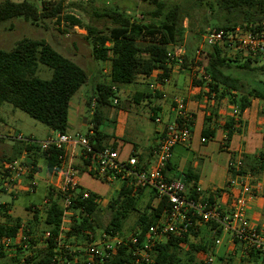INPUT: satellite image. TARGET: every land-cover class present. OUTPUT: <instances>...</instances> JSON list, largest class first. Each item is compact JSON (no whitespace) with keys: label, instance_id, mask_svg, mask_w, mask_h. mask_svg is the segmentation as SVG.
<instances>
[{"label":"trees","instance_id":"1","mask_svg":"<svg viewBox=\"0 0 264 264\" xmlns=\"http://www.w3.org/2000/svg\"><path fill=\"white\" fill-rule=\"evenodd\" d=\"M136 1L151 6L145 14L149 23L144 24L132 19L118 8H107L95 14L97 18H103L109 24L104 30L93 25L82 26L78 19L69 15L64 17L72 27L85 31L93 59L103 63L109 62L110 84L91 83V74L57 53L44 40L22 39L16 42L11 50H0V106L7 103L49 130L65 134L68 130L70 101L83 88L89 86L90 92L85 106L88 111L92 106L89 122L92 127L90 133L87 132L85 136L95 152L104 148L107 137L99 128L104 111L111 107V100L115 96L116 90L114 91L113 87L133 84L138 77H148L154 71L161 72L157 76L161 86L168 77V66L175 63L168 62V53L173 47L182 46L184 41L181 25L183 16L177 4L168 6L169 0ZM193 4L198 11H210V20L217 30L227 32L237 27H250L252 31L264 29V0H193ZM62 13L60 2H46L43 9H38L34 3L28 1L14 3L6 0L0 3V23L21 18L34 25L43 20H59ZM186 16L189 17L188 14ZM207 23L203 17V24L199 28L201 33ZM181 60L180 71L195 72L192 86L198 90L196 98H204L206 104L212 105L204 117L201 139L208 141L213 137L210 124H215L219 112H225L227 109L230 110L231 116L227 117L222 125L226 140L233 133H239L240 114L250 107L251 100H264V90L252 86L253 80H256L257 84L264 87V80L259 79V76H264V60L241 54L227 57L224 48L220 46L199 50L197 55L185 51ZM38 64L51 70L48 80L36 76ZM159 96L158 90L153 93H141L134 101L139 103L143 99ZM156 112H151V122H154ZM24 149L23 145L14 148L17 155ZM28 150L33 152L36 148ZM58 155L64 156L65 160L64 152L51 149L48 153H43L49 170L56 164ZM82 160L84 170L92 175L94 155H82ZM3 161L5 159H1L0 163ZM246 168L248 167L245 165V158L241 156V173H247ZM255 168L253 167L252 172ZM75 170L79 171L76 168ZM181 176L184 184L190 185L188 197L193 198L196 195V174L186 171ZM133 184L132 177L126 179L119 186L115 197L108 202L110 219L104 232L109 236H122L123 222L135 212L138 216L131 234L136 237L137 242L131 244L123 238L124 243L116 249L109 264H145L142 261L135 262L132 255L134 248L143 244L149 228L157 223L164 212L170 210L165 198L157 201L155 207L152 206L153 200H157L154 192L150 193L149 199L139 210V203L147 189L134 187ZM97 199L92 193L83 199L81 189L79 190L69 208V224L64 232V242L71 241V245H81L95 238L92 234L96 226L94 218L99 211ZM0 209L7 213L6 209ZM3 218L4 222H0V238L14 236L20 229L21 221L6 214ZM61 218V208L56 202H52L41 217L37 212L32 214L31 219L27 220L30 233L24 230L22 233L31 234V230H34L31 225L41 223L56 237ZM198 233L199 231H190L183 239L168 237L158 242L153 248L154 264H196V256L204 251V247L190 241V236L195 238ZM26 243L25 249L20 247L8 254L0 253V260L8 259L10 264H51L55 255L52 240L42 247H37L38 241L33 237ZM242 262L264 264V254L252 251L248 260ZM197 264H200V261Z\"/></svg>","mask_w":264,"mask_h":264},{"label":"built area","instance_id":"2","mask_svg":"<svg viewBox=\"0 0 264 264\" xmlns=\"http://www.w3.org/2000/svg\"><path fill=\"white\" fill-rule=\"evenodd\" d=\"M202 42L205 47L220 46L228 53L244 54L248 57H260L264 60V29L252 31L250 27H237L224 32L215 28H207L204 31ZM183 46L173 47L168 53V62L175 61L170 69H179L181 57L184 55ZM198 51H196V55ZM228 56V55H227ZM102 74L108 78L110 84V69H105ZM161 74L154 71L150 76L144 77L150 92L159 90L157 76ZM115 91L116 88L113 87ZM117 102L114 100L113 104ZM93 104V103H92ZM172 117L169 121L162 122L156 117L154 122L161 125L159 139L153 152V161L148 168H139L134 155L128 157L125 163L119 160L118 151L107 146L95 152L85 135L57 134L55 137H47L43 141H34L10 130L5 136L22 144L25 149L15 158L0 163V194L15 198L20 193L32 194L37 188L36 172L38 167L31 158L29 148L34 151L48 153L51 149L64 152L65 147H75L81 150V155H94L92 165V178L102 183L116 187L126 179H134V187L149 189L156 194L157 201L165 198L170 210L164 212L157 223L150 227L145 241L139 247H135L132 253L135 262L154 264L152 254L155 245L168 238L183 239L190 231L197 232L199 225L207 226L208 243L204 245V251L200 253V264H212L214 255L218 253L224 235H229L232 245H238L241 249V258H248L250 252L264 254V228H256L247 218L251 208L257 186L249 173H241V156L232 157L228 164V180L225 186L232 197L230 210L224 213L219 206L210 200L209 196H203L196 192L193 198H189L186 188L181 181L170 180L165 177L164 171L173 157L176 146L186 145L190 140V128L192 117L184 108L183 100L175 99L171 107ZM201 142H206L201 139ZM65 153V152H64ZM54 174H60V183L51 185L48 189V197L42 202V212L52 202H56L62 210L61 224L56 237L49 230H31V234H24V230L30 233L26 223L20 224V229L12 237L0 238V253H9L16 248L27 247L26 241L33 237L38 244L44 246L52 240L55 245V255L51 264H109L115 256L116 249L124 243L123 238L115 234L109 236L103 234L98 239L91 238L89 243L71 245L64 242V233L67 230L65 216L69 215L72 201L78 194L80 187L78 174L71 163L64 160V156L58 155L57 162L53 166ZM55 176V175H54ZM116 191V193L118 192ZM216 192V191H215ZM90 192L81 190V196L86 199ZM99 208L103 203L96 200ZM219 231V232H218ZM131 244H136L137 239L133 235L126 238ZM37 244V247L39 246Z\"/></svg>","mask_w":264,"mask_h":264},{"label":"crops","instance_id":"3","mask_svg":"<svg viewBox=\"0 0 264 264\" xmlns=\"http://www.w3.org/2000/svg\"><path fill=\"white\" fill-rule=\"evenodd\" d=\"M104 64L109 68V62H104ZM91 72V83H95L96 79L99 77V72L96 71L94 74L93 71ZM104 84L107 83L105 82ZM117 91L118 92L115 95V101L117 103L111 105V107L123 112L133 111L136 117L147 118L150 122V116L153 110L157 111L155 118L160 117L163 123L169 121L172 117L170 104H172V101L176 98L181 97L185 110L192 117V125L190 128L191 136L186 145L176 146L174 148L173 157L164 172L165 177L170 180L181 181L184 184L181 176L183 173L189 171L196 174V192L203 196H209L219 208L224 212H228L232 204V197L230 193L225 190L228 180V164L232 157H244L245 165L248 167L246 168V171L252 176L254 184L257 186L256 196L251 208L248 210L247 218L249 223L254 227L258 229L264 228V100H251L250 107L244 110L239 116L241 122L239 133H233L228 140H226L222 125L226 118L231 116V113L229 109L225 110V112H219L220 115L215 120V124H210V128L213 130V137L202 143L201 131L203 129L204 117L207 115L208 109L212 107V105L210 103L206 104L204 98H201L200 100L196 98L198 90L192 86V77L186 75L185 72L180 71V69L169 68L168 77L163 81V84L158 90L160 92L158 98L143 99L139 103L134 101V99L139 97L141 93L150 92L143 77H138L133 84L118 86ZM89 92L90 87H85V89L83 88L82 91L71 99L68 110L67 133L82 134L78 130L79 125L86 126L87 132L90 131L92 126L89 122L92 114V106L89 111L87 110V112H89L88 116L82 111V106H85V100ZM126 92L132 93V100L134 103L132 106L125 102ZM118 102L119 105H117ZM151 123L153 127L149 130H143L140 126H135L134 142L115 139L112 136L103 133L100 129L99 131L107 137L104 141V146H109L118 151L120 161L125 163L128 157L134 155L138 161L137 166L139 168H148L153 161V152L156 148L162 127V124L157 125L155 122ZM10 130L25 138L39 141L32 136L28 137L18 130L10 128L0 119V159H12L19 156L22 152L21 151L17 155L14 150L15 147L19 145L22 146V144L5 136ZM57 134L58 133L48 129L45 138L55 137ZM6 139L12 140V145L7 151V156L3 154L4 151L1 149V146L4 145V140ZM74 148L75 147H65V162L74 164V166L77 167L76 169L88 174L87 170H84L81 150L78 153ZM219 152H221L223 158L218 160L220 155L216 156L215 154ZM182 155H192L195 157L194 159L196 161L192 158L193 161L188 166H185L184 162H176V159H181ZM31 158L34 160V164L38 167L35 175L38 185L35 192L32 194L20 193L15 198L9 197V202L0 203V208L6 209L7 214L10 215L15 207L14 203L18 201L20 196H34V198H36L34 199V202H29L24 206V210L30 213V215L25 218L27 220L31 219L34 212H37L39 217L42 216L43 212L41 209L39 210V208L42 207L43 200L49 196L47 191L48 187L55 183L59 184L61 180L60 174H54L53 167L51 170L48 169L47 162L42 153L33 151L31 152ZM253 167H256L254 172H252ZM43 168H45L46 171V185L44 186L40 182H44L45 180L39 178ZM78 184L81 190L95 194L85 188L80 182ZM106 185L110 187V192L106 199L102 200L97 194H95L103 203L107 202L112 194H117L115 191L116 187L113 188L108 184ZM184 186L186 188V193L188 194V188L190 185L184 184ZM147 191L152 193L151 190L147 189L145 195L148 194ZM156 205L157 200L154 199L152 206L155 207ZM4 220L5 219L0 218V222H4ZM201 226L204 225L200 224L199 228ZM223 237L229 238V235H224ZM231 247L232 250H235L234 255H239L238 257L237 255L235 256L236 259L240 258L242 261L243 259L248 260V258H241V249L238 245H231ZM244 264L252 263L246 262Z\"/></svg>","mask_w":264,"mask_h":264},{"label":"rangeland","instance_id":"4","mask_svg":"<svg viewBox=\"0 0 264 264\" xmlns=\"http://www.w3.org/2000/svg\"><path fill=\"white\" fill-rule=\"evenodd\" d=\"M6 0H0V3ZM14 3H19L22 1H28L34 3L38 9H43V6L46 2L50 3H61L63 7V13L60 16V19H48L39 21L36 24H30L25 22L21 18L11 19L7 22L0 23V50L9 51L13 48L16 42L22 39L28 40H44L53 50L57 53L61 54L63 57L68 58L75 64H77L80 68L87 71L89 74H92L91 71L99 72V77L96 79L98 83H105L108 81V78L102 74V71L108 69L107 66L103 62L96 61L91 56V46L87 39L85 38V31L79 29L78 27H72L67 21L64 19L65 15L72 16L78 21H80L82 26L85 25H93L98 29L104 30V28L108 27L109 24L103 18H97L95 16L96 13L101 10L107 8H118L126 12V14L132 19L139 20L142 23H149L148 18L146 17V12L151 9L146 3L138 2L136 0H9ZM173 4H177L181 9V15L183 19L181 21V25L184 31V41L182 46L184 47L186 52L191 54H196V51L208 49L205 47L202 42V37L204 31L207 28H215L212 21L210 20V11H204L200 9L199 11L195 8L193 4V0H169L168 6ZM189 15V17L186 16ZM203 17L208 23L203 27V32H200V26L203 24ZM228 55V56H227ZM227 57H234L240 54L228 53ZM242 56H246L241 54ZM186 75L192 77L194 79L195 72L191 70L190 72H185ZM36 76L42 80H48L51 77V70L47 67L38 64V69ZM260 80H264V76H259ZM189 82V81H188ZM252 86L258 87L261 90H264L262 85L257 84L256 80H253ZM85 89V88H84ZM83 90V89H82ZM81 90V91H82ZM118 87L115 91V95L117 94ZM125 102L126 104L133 103L132 93H125ZM77 95V94H76ZM75 95V96H76ZM74 96V97H75ZM73 97V98H74ZM72 98V99H73ZM85 99V98H84ZM116 99V96L111 100L112 102ZM181 99V97L177 98ZM86 101V100H85ZM173 102V101H172ZM84 105V104H83ZM119 105V102L118 104ZM172 107V104H170ZM82 111L85 112V115L88 116L89 112L85 106H82ZM120 111V112H119ZM0 119L10 128L14 130H18L22 134L26 136H32L36 140L43 141L48 132V129L42 124L32 120L26 114L19 110H15L11 105L5 103L0 106ZM140 126L143 130L152 129V123L147 118H139L134 115L133 111L123 112L121 110H115L113 107L108 108L104 111V116L102 119L101 127L99 128L103 133L112 136L115 139L120 140H128L134 142V129L135 126ZM78 130L82 133V135L86 134L87 127L84 125H79ZM12 140L6 139L4 140V145L1 146V149L4 151V155L7 156L8 149L12 145ZM75 151L79 153V148H74ZM220 155L219 159L223 158L221 152L215 154ZM195 157L190 155H182L181 159H176V162H184L185 166L191 164ZM4 159V158H2ZM1 160V159H0ZM195 160V159H194ZM196 161V160H195ZM74 166V164H72ZM74 168H77L74 166ZM54 176V175H52ZM40 179H44L42 185H46V171L45 168L42 169V172L39 175ZM78 180L79 182L87 188L89 191L97 194L100 199H106L110 192V187L106 184L101 183L99 180H96L90 177L87 173L78 171ZM51 186L48 187V189ZM113 187V186H111ZM115 188V187H113ZM115 190H118V186H116ZM48 191V190H47ZM146 192V191H145ZM148 192V191H147ZM116 194H112L107 202L99 208V211L95 215V229L94 235L95 239L100 238L104 232V228L107 226L110 219V212L107 209V204L111 198L115 197ZM150 192L147 195H143V199L139 203V210L145 205L147 200L149 199ZM41 198V197H40ZM34 196H20L18 201L14 203L15 207L12 210L11 214H7L5 211L0 209V218L4 217L6 214L8 217L13 219L18 218L21 223H27V219H25L29 212L24 210V206H26L29 202H34ZM10 198L7 195L0 194V203L1 202H9ZM220 210H222L220 208ZM223 211V210H222ZM224 212V211H223ZM227 213V212H224ZM138 213L133 212L129 215V217L123 222L121 238H127L132 235V227L135 224ZM4 219V218H3ZM66 227L69 224V215L65 216ZM33 228H38V231L47 230L46 227L39 223L37 225H31ZM207 226H201L198 231L197 237L193 238L190 236V241L199 243L202 247L208 243V234H207ZM197 231V232H198ZM64 233V232H63ZM106 235V234H105ZM118 235V234H117ZM119 236V235H118ZM66 243H72L71 241ZM80 244V243H77ZM38 247H42V244H38ZM231 239L230 237H223L220 247L218 248V253L214 255V260L212 264H244L242 260L236 259L235 250L231 248ZM239 255H237L238 257ZM221 258V260H219ZM200 260V254L196 256V264ZM243 261H247V259H243ZM0 264H10L8 259H1Z\"/></svg>","mask_w":264,"mask_h":264}]
</instances>
